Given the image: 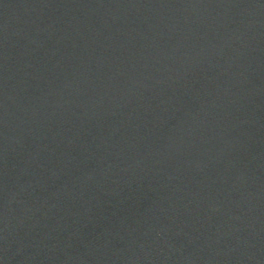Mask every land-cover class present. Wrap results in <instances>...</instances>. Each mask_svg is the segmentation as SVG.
Segmentation results:
<instances>
[{"label": "water", "instance_id": "1", "mask_svg": "<svg viewBox=\"0 0 264 264\" xmlns=\"http://www.w3.org/2000/svg\"><path fill=\"white\" fill-rule=\"evenodd\" d=\"M0 264H264V0H0Z\"/></svg>", "mask_w": 264, "mask_h": 264}]
</instances>
